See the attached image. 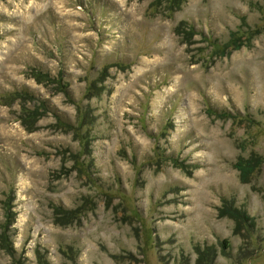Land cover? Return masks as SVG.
I'll list each match as a JSON object with an SVG mask.
<instances>
[{
	"label": "rangeland",
	"instance_id": "1",
	"mask_svg": "<svg viewBox=\"0 0 264 264\" xmlns=\"http://www.w3.org/2000/svg\"><path fill=\"white\" fill-rule=\"evenodd\" d=\"M0 264H264V0H0Z\"/></svg>",
	"mask_w": 264,
	"mask_h": 264
},
{
	"label": "trees",
	"instance_id": "2",
	"mask_svg": "<svg viewBox=\"0 0 264 264\" xmlns=\"http://www.w3.org/2000/svg\"><path fill=\"white\" fill-rule=\"evenodd\" d=\"M242 167L243 166H241V167H238V170H242ZM248 167V166H247ZM247 167H246V171H247ZM245 170V169H244ZM244 173V172H243ZM10 204H8V206H9ZM230 207V206H229ZM231 209H232V207H230ZM230 213H232V215H229L231 218H233V219H236L238 222H240L241 224H243V225H247V226H249V223H250V220H249V216L248 215H246L243 211L241 212V211H238L237 209H232V211L230 212ZM234 214V215H233ZM6 216V218H8L9 217V215H5ZM7 244V243H6ZM5 248H7L8 249V251H10V249H11V247L10 246H4Z\"/></svg>",
	"mask_w": 264,
	"mask_h": 264
}]
</instances>
